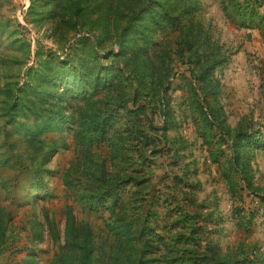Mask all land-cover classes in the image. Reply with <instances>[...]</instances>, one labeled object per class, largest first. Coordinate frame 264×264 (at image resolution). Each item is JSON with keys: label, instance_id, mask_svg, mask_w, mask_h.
<instances>
[{"label": "rangeland", "instance_id": "rangeland-1", "mask_svg": "<svg viewBox=\"0 0 264 264\" xmlns=\"http://www.w3.org/2000/svg\"><path fill=\"white\" fill-rule=\"evenodd\" d=\"M145 217L264 264V0H0V264H126Z\"/></svg>", "mask_w": 264, "mask_h": 264}, {"label": "trees", "instance_id": "trees-1", "mask_svg": "<svg viewBox=\"0 0 264 264\" xmlns=\"http://www.w3.org/2000/svg\"><path fill=\"white\" fill-rule=\"evenodd\" d=\"M207 66V65H206ZM210 66L208 65V68ZM208 68H203V70L200 71L201 78H205L208 74ZM96 82V81H95ZM103 124H101L102 126ZM103 128V127H102ZM241 132H244L243 130H236L230 135V139L232 141V145H235L236 142L239 140V135ZM246 137H248L247 132H245ZM246 162L243 161V164ZM106 196H109L111 198V201L113 202L115 200L114 193L109 191H101L97 194L96 201L100 200L101 197L105 198ZM153 226L149 225L148 217H145L144 222L140 228V232L137 234L135 233H129L126 235V243L128 245L124 249L127 251V261L126 264H145L146 260H150L151 255L155 251V248H158L160 245L164 247L163 251H160L157 255L159 258L162 257L163 260H165L167 263L175 262L174 264H180V260L183 259L182 264H243L246 262V259H223L221 258L217 252L216 247L210 246L207 248L206 251L201 252H192L187 253V257L183 258L184 253H180L179 250H174L173 245H170V243L166 240V238L163 236L162 233H155L156 238L158 239L159 243L156 241L154 242L153 238V232H151V228ZM155 232V231H154ZM158 232V231H157ZM81 239H73L72 242L76 243L80 246L81 252H82V261L84 264H95L93 260L89 256V249H90V243L88 242V237L86 233H83V236ZM177 242L180 240L177 236L174 237ZM161 254V255H160ZM115 253H112L111 256H114ZM153 256V255H152ZM116 258V255H115Z\"/></svg>", "mask_w": 264, "mask_h": 264}]
</instances>
